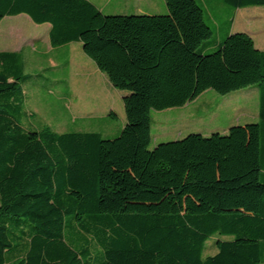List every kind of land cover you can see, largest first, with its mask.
<instances>
[{"label": "trees", "instance_id": "1", "mask_svg": "<svg viewBox=\"0 0 264 264\" xmlns=\"http://www.w3.org/2000/svg\"><path fill=\"white\" fill-rule=\"evenodd\" d=\"M164 1L106 15L91 0H0V21L49 23L51 46L80 42L127 91L114 138L27 129L23 53L0 51V264H264V50L232 19L213 32L196 0ZM251 85L258 122L152 145V111Z\"/></svg>", "mask_w": 264, "mask_h": 264}, {"label": "rangeland", "instance_id": "2", "mask_svg": "<svg viewBox=\"0 0 264 264\" xmlns=\"http://www.w3.org/2000/svg\"><path fill=\"white\" fill-rule=\"evenodd\" d=\"M91 1L106 15L163 14L167 9L164 0ZM196 1L213 32L216 33V23L220 24L221 32L227 30L232 19V29L250 31L256 43L264 45V6L235 8L223 0ZM39 45L35 51L26 50L24 57L26 79L21 87L25 113L21 124L31 130L46 126L57 132L97 131L103 138L118 136L126 121L122 97L127 91L111 87L107 94L98 84L100 76H85L84 67L94 63L80 43L74 41L51 49L44 41ZM111 107L114 113H105ZM258 113L257 85L227 94L206 89L183 106L151 112L152 145L154 135L167 142L190 133H226L231 126L258 122ZM213 240L206 242L203 257L216 253Z\"/></svg>", "mask_w": 264, "mask_h": 264}, {"label": "crops", "instance_id": "3", "mask_svg": "<svg viewBox=\"0 0 264 264\" xmlns=\"http://www.w3.org/2000/svg\"><path fill=\"white\" fill-rule=\"evenodd\" d=\"M165 12L166 10L162 13H165ZM138 13L150 14L151 12L149 13L148 12H138ZM13 16L14 17L6 16L2 18L0 21V51H21L23 53V57H25L26 50L28 52L29 50L35 51L36 50L35 47H37L36 45L38 44V47H39L40 46L39 44L42 41H44V43H48L49 48L51 49V44L49 41V31H50L49 23L47 22L35 23L28 15L24 13H20V14L13 15ZM262 18H264V15H262ZM236 31L238 30H234V28L233 29L231 28V32H236ZM244 32L249 33L254 39V35L250 31H244ZM75 42H78V41H75ZM254 42L257 48L264 50V45L260 44L259 42L256 43L255 39H254ZM219 43H220V38L217 39L216 44H219ZM81 49H82V45H81ZM83 73L85 74V76L89 78L94 75L100 76L99 82H98L99 86L101 83V87L104 90V92H107V94L111 92L112 90L111 87L113 86L110 84L105 74L102 73L97 68L95 63L94 64L88 63L84 67ZM94 84H96V81ZM105 113L107 114L114 113V108L111 107L110 110ZM158 139L160 138L158 136L155 137L154 135L155 143L160 142Z\"/></svg>", "mask_w": 264, "mask_h": 264}]
</instances>
